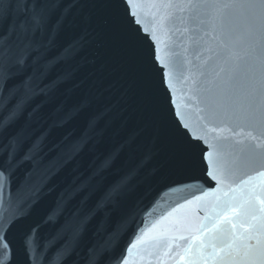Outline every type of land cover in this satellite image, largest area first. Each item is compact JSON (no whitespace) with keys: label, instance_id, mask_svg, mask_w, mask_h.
<instances>
[{"label":"snow or ice","instance_id":"1","mask_svg":"<svg viewBox=\"0 0 264 264\" xmlns=\"http://www.w3.org/2000/svg\"><path fill=\"white\" fill-rule=\"evenodd\" d=\"M225 157L264 177V0H0V264H133L152 185L215 188ZM219 208L212 264H264V184Z\"/></svg>","mask_w":264,"mask_h":264},{"label":"water","instance_id":"2","mask_svg":"<svg viewBox=\"0 0 264 264\" xmlns=\"http://www.w3.org/2000/svg\"><path fill=\"white\" fill-rule=\"evenodd\" d=\"M141 12L142 25L156 33L158 51L161 55H168V46L175 37L161 29L156 19L158 13L154 10L144 7ZM87 56L91 63L86 65L85 72L92 78L104 77L105 88L110 85L118 87L116 79L109 75L111 69L105 65L102 49L93 48ZM194 88L188 73H176L173 99L179 102L178 111L185 112V119L191 127L198 128L204 113L199 110L202 106L189 99L193 97ZM160 163L162 161L158 156L153 165ZM222 166L226 169L225 176L230 178L217 183L215 188L207 183L200 188H172L170 182L165 181L152 185L145 203L152 201L153 204L144 217L139 242L130 254L133 264H204V261L212 264L203 245L215 235L219 205L239 199L253 184H264V177L254 174L249 180L245 170L230 157H225Z\"/></svg>","mask_w":264,"mask_h":264}]
</instances>
